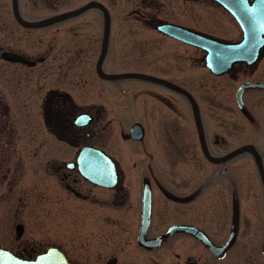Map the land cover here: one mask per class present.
<instances>
[{
    "label": "flooded vegetation",
    "instance_id": "af4514ba",
    "mask_svg": "<svg viewBox=\"0 0 264 264\" xmlns=\"http://www.w3.org/2000/svg\"><path fill=\"white\" fill-rule=\"evenodd\" d=\"M168 26L243 37L215 0H0L1 249L39 264H264V186L233 162L253 157L213 164L203 149L262 160L264 86L241 87L264 85V49L215 75ZM155 73L176 87L120 78ZM65 88H89L86 102Z\"/></svg>",
    "mask_w": 264,
    "mask_h": 264
},
{
    "label": "water",
    "instance_id": "95a60500",
    "mask_svg": "<svg viewBox=\"0 0 264 264\" xmlns=\"http://www.w3.org/2000/svg\"><path fill=\"white\" fill-rule=\"evenodd\" d=\"M222 4L232 15L236 18L239 23L243 37L241 41L234 44L216 43L208 41L203 37L194 36L192 33H188L184 29L175 27H164L163 31L179 40L202 48L208 52L206 57V65L215 75H223L238 63H244L247 66H252L259 59L261 51L264 49V0H215ZM71 14H68L70 17ZM49 21L44 23H38L30 25L31 28L38 27L39 25L48 24ZM106 42H103L102 55L106 52ZM120 78H138L167 87H176L173 84L154 77L144 75H124ZM262 84H244L241 88L249 87H261ZM195 112V118L199 125V119L196 112V108L193 107ZM200 129V133H201ZM202 141V139H201ZM204 154L206 159L213 164L224 163L230 160L232 157L237 156L241 153L250 154L255 162L258 174L264 186V168L262 160L256 149L252 146H246L240 150L234 151L224 157L215 158L209 155L208 151L203 145ZM37 259L34 263L29 262L19 257H16L11 252L0 248V264H39Z\"/></svg>",
    "mask_w": 264,
    "mask_h": 264
},
{
    "label": "rangeland",
    "instance_id": "374dc122",
    "mask_svg": "<svg viewBox=\"0 0 264 264\" xmlns=\"http://www.w3.org/2000/svg\"><path fill=\"white\" fill-rule=\"evenodd\" d=\"M37 35V34H35ZM114 52V51H112ZM165 76L159 74V73H155L154 74V78H158V79H162ZM243 79V80H242ZM207 81V84H215V83H211V81L213 80V78L207 76V77H195V76H184L181 78V81H177L175 84L177 85H188L190 87L192 86H198L200 84L201 81ZM247 80V78H239V81H244ZM217 81V80H215ZM226 82L225 79L222 80L221 83ZM133 82H130V80H127L126 84H130ZM138 85H145L146 88L152 89V88H158L157 86H154L151 83H143V82H136ZM70 95L72 97V99L77 102V103H82V102H86L87 100V95L89 93V88H65ZM130 96V95H129ZM138 101H147L149 103H154L156 104V102L154 101V99H152L151 97L147 96V95H141L138 97ZM241 119V116H240ZM232 119H230V121H232ZM208 122V121H207ZM207 126H209V129L211 130H216L219 132H223L224 130L217 128L215 125H211L209 122L207 123ZM254 144L256 145V148L258 149V151L263 155L262 156V162H263V166H264V141L263 140H256L254 142ZM233 162H237L239 164L240 167H243V170L245 172V175H250L253 176L254 182L259 181V174L258 171L256 169L255 166V162L250 159L249 157H245V156H241L238 159H236ZM229 165L231 163H228ZM210 170V169H209ZM259 185V184H258Z\"/></svg>",
    "mask_w": 264,
    "mask_h": 264
}]
</instances>
